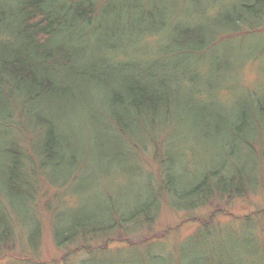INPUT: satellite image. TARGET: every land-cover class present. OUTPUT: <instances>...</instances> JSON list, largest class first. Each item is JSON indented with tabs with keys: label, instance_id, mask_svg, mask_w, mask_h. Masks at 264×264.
Listing matches in <instances>:
<instances>
[{
	"label": "trees",
	"instance_id": "16d2710c",
	"mask_svg": "<svg viewBox=\"0 0 264 264\" xmlns=\"http://www.w3.org/2000/svg\"><path fill=\"white\" fill-rule=\"evenodd\" d=\"M143 1L0 0V128L4 130L0 138H9L4 143L9 146L1 152L9 163L6 186L12 194L28 198V207L37 212L42 175L58 179L66 172L68 179L60 186L64 189L83 169L77 152H70L76 139L61 135L60 128L64 129L69 118L64 115L75 114L90 121L89 126L109 130L108 138L95 139L99 145L121 141L131 151L148 144L158 149V138L173 126L204 125L203 111L192 114L194 96L201 92L196 90L190 97L174 72H181L179 77L196 86L201 74L193 67V59L199 62L220 38L264 30V0H233L221 5L223 10L215 15L213 28L175 25L172 30L168 28L172 17L169 3L167 9L158 6L163 0H152L149 5ZM219 28L223 33L214 35L211 30ZM152 33L165 34L155 50L142 43ZM234 114L219 113L216 117L220 119L218 134L227 148L221 166L184 184L174 173L173 154L160 158L157 151L163 170L160 178L164 179L161 188L149 179L154 190L143 193L139 206H127L126 211L113 215L102 206L98 214L95 211L77 218L66 229L54 227L57 243L74 244L94 235L111 234L119 221L153 224L165 202L161 203L163 196L168 197L166 202L173 210L193 212L214 198L242 199L256 191L264 182V169L246 175L245 165H252V161L246 154L241 156L239 146L250 156L263 152L264 93L250 91L248 102L240 100ZM15 117L18 126L13 123ZM12 123L24 135L28 133V169L17 139L7 130ZM239 154L241 164L235 162ZM24 175H28V190L22 185ZM46 182L60 189L53 181ZM4 212L1 216L5 220ZM2 217L0 243L6 244L10 235ZM36 229L41 236L40 222ZM199 260L192 255L189 264Z\"/></svg>",
	"mask_w": 264,
	"mask_h": 264
},
{
	"label": "rangeland",
	"instance_id": "374dc122",
	"mask_svg": "<svg viewBox=\"0 0 264 264\" xmlns=\"http://www.w3.org/2000/svg\"><path fill=\"white\" fill-rule=\"evenodd\" d=\"M102 1L104 4L106 0ZM150 1L143 2L149 5ZM230 1L233 0H163L158 6L168 9L166 3H169L170 30L175 25L204 26L207 29L216 24L215 15L221 14V5L225 7ZM205 10L210 13L205 15ZM211 31L216 36L223 33L220 28ZM164 35L152 33L142 43L149 50H155L164 42ZM191 62L201 74L199 80L196 79V86L187 84L185 77H179L181 72L174 73L182 80L180 84L190 97L196 90L201 92L200 96H194L196 107L192 114L203 111L201 123L204 125L173 126L158 138V149L157 145L148 144L146 148L131 151V147L121 141L104 146L97 144L95 139L108 138L111 135L109 130L105 132L100 125L89 126L90 121L75 114L64 115L69 118L64 129L60 128L61 135L76 139L70 152H77L83 169L74 183L64 189L60 186L68 179L66 172H61L58 179L42 175L36 204L38 212L28 207V198L12 194L6 186L8 175L5 168L9 163L8 157L1 152L9 146L4 145L9 138L1 136L0 217L2 210L7 213L2 220L10 236L6 244L0 243V264H189L192 255L200 258L197 264H264L263 181L256 191L242 199L235 197L221 201L214 198L193 212L173 210L167 204L168 197L163 196L161 203L165 202L153 224H122L119 221L116 230L108 235H94L63 245L55 239L54 227L66 229L77 218L95 211L98 214L102 206L111 215L126 211L127 206H139L143 193L154 190L149 179L156 181V187L161 188L160 181L164 179L160 178L163 170L157 151L160 158L173 154L174 173L185 181L184 184L221 166L227 148L218 134L220 119L216 117L219 113L237 112V104L242 99L248 102L250 91L264 93V30L220 38L215 47L202 54L199 62L196 59ZM233 118L235 120V114ZM13 123L18 126L19 119L15 117ZM13 123L7 130L17 139L28 169L29 136L27 132L24 135L23 131L17 130ZM262 127L264 135V125ZM3 132L0 128V133ZM239 152L252 161V165H245L246 175L263 171L264 148L261 154L250 156L240 145ZM121 155V161L116 162ZM235 162L241 164L240 154ZM23 177L22 185L28 190V175ZM46 181H53L60 189L50 187ZM208 221L209 225H205ZM39 222L41 236L36 229ZM32 241L37 244L31 246Z\"/></svg>",
	"mask_w": 264,
	"mask_h": 264
}]
</instances>
